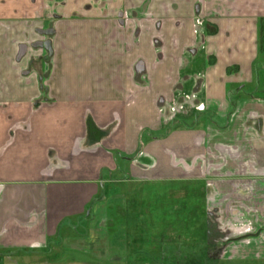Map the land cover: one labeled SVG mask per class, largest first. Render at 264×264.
<instances>
[{"label":"crops","instance_id":"0c3cea01","mask_svg":"<svg viewBox=\"0 0 264 264\" xmlns=\"http://www.w3.org/2000/svg\"><path fill=\"white\" fill-rule=\"evenodd\" d=\"M154 252L264 264V0H0V264Z\"/></svg>","mask_w":264,"mask_h":264},{"label":"rangeland","instance_id":"374dc122","mask_svg":"<svg viewBox=\"0 0 264 264\" xmlns=\"http://www.w3.org/2000/svg\"><path fill=\"white\" fill-rule=\"evenodd\" d=\"M150 189H151V187H150ZM157 189H153V190H157ZM166 189L169 190L172 188L168 186V187H166ZM137 193L138 194H136L137 197L135 199V202L137 203L140 200L141 201L140 204H142V205L148 204L150 207H152L153 204L154 205L156 204V206H158V205L164 206L165 205L166 207H168L173 202L171 199L172 197L169 195H167L169 197H167V196L164 197V195H163V197H164V199H163L162 196H161L162 198H159L158 196L151 194V193H159V191H137ZM144 206H147V205H144ZM167 213H165L166 216H167ZM161 215H162V213H161ZM150 219H151L150 222L149 221L146 222L145 221L146 219H144L142 222H136L134 229H130L132 231V233L129 234L130 240L133 241L135 239L134 248L144 247L147 249L151 248L150 250L155 251L154 248L157 245L152 244L153 241L155 242L158 238L160 239L164 236H166V238L169 236H173L171 234H174L176 232V231L174 232L173 230H171L169 228H162L161 227L160 222L165 219L164 213L160 217H158L157 213H156V218H154V219L150 218ZM166 220L167 221L165 223H167V224L171 223L170 218L167 217ZM168 220H170V221H168ZM183 230H185V229L183 228ZM214 236H216V235L214 234ZM138 241L141 243L139 244ZM134 256L137 258H140L141 260L144 261L143 262L141 260H136V261L133 260V262H135L136 264H173V262H175L174 264H188V262H187V260H185V258H177V259H174L175 261H173L171 259H166L165 261L164 260L158 261L159 260L158 258L160 256L156 252L150 253V255L141 253V254L134 255ZM148 257H149V259H147ZM151 257H153V258H151ZM146 260H148V261H146ZM131 262L132 261H129L130 264H131ZM215 264H216V261H215Z\"/></svg>","mask_w":264,"mask_h":264}]
</instances>
